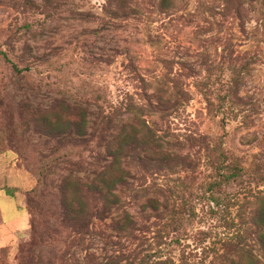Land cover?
I'll use <instances>...</instances> for the list:
<instances>
[{"label": "rangeland", "instance_id": "rangeland-1", "mask_svg": "<svg viewBox=\"0 0 264 264\" xmlns=\"http://www.w3.org/2000/svg\"><path fill=\"white\" fill-rule=\"evenodd\" d=\"M263 196V0H0V264H264Z\"/></svg>", "mask_w": 264, "mask_h": 264}, {"label": "trees", "instance_id": "trees-1", "mask_svg": "<svg viewBox=\"0 0 264 264\" xmlns=\"http://www.w3.org/2000/svg\"><path fill=\"white\" fill-rule=\"evenodd\" d=\"M13 68L16 72H21V70L17 69L16 66H13ZM56 117L60 119L58 115ZM60 122V120H57L55 123V127L60 128L62 126ZM141 137L142 135L140 130H138L135 126L128 125L122 130V132L117 137L113 139V141L108 143L106 147V153L110 158V162L91 181V183L88 184V192L100 196L106 203H115L118 201L117 191L120 187H123L127 184V176L129 174L125 169V158H128L130 156L127 153L129 151H132V145L136 141L140 143L139 139ZM222 147L223 142L221 139L214 148V158L212 163V168L215 171V176H217L218 179L220 178L221 181L217 180L212 183V188L218 187L220 182L227 183L231 180H235L236 178L240 177L243 172V168L239 164L231 165L230 163H228V157L226 156ZM181 165L184 166L185 164L181 163ZM72 184L75 187V191H77V182L73 181ZM67 188H69L68 183L65 186L66 191ZM259 202L260 203L256 209L257 216L255 218L254 224L259 230L258 239L261 245V249L263 252L262 255L264 258V196L259 200ZM258 262L259 261L257 260L250 259L249 261H239L233 262L231 264H258Z\"/></svg>", "mask_w": 264, "mask_h": 264}]
</instances>
